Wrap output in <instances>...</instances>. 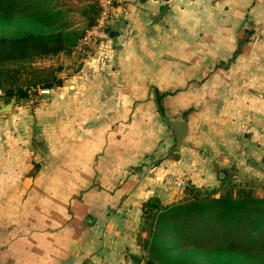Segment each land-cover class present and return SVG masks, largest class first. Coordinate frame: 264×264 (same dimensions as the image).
<instances>
[{"label":"crops","instance_id":"1","mask_svg":"<svg viewBox=\"0 0 264 264\" xmlns=\"http://www.w3.org/2000/svg\"><path fill=\"white\" fill-rule=\"evenodd\" d=\"M117 1L108 39L0 119V264H138L151 197L264 192V56L242 69L223 26L175 21L179 0Z\"/></svg>","mask_w":264,"mask_h":264},{"label":"trees","instance_id":"2","mask_svg":"<svg viewBox=\"0 0 264 264\" xmlns=\"http://www.w3.org/2000/svg\"><path fill=\"white\" fill-rule=\"evenodd\" d=\"M50 2L0 0V100L5 104L24 105L41 90L61 86L60 58H77L75 47L102 11L101 2L87 4L81 11L85 28L71 29ZM46 60L52 64L41 66ZM137 241L143 251L138 264H264V193L188 187L171 205L151 197L143 204Z\"/></svg>","mask_w":264,"mask_h":264},{"label":"rangeland","instance_id":"3","mask_svg":"<svg viewBox=\"0 0 264 264\" xmlns=\"http://www.w3.org/2000/svg\"><path fill=\"white\" fill-rule=\"evenodd\" d=\"M99 2L101 0H51L50 5L62 12V22H65L68 28L82 30L87 23L86 18L82 15V9L87 4ZM173 13L176 16L174 17L175 21L198 24L205 33H207L208 29L204 27L206 25L225 26L226 32H224L223 27H221V30L219 27L214 29L216 30V38H222L229 33L227 35L232 39V51L235 46V52L238 50L239 53L251 56L249 58L245 57V62V59H241L238 66L242 69L245 68L246 71L253 75L255 74L253 71L257 65L256 56H259V58L264 56V0H179ZM50 64H52V61L41 62V66ZM61 64L63 63L61 62ZM11 104H13L12 109L9 112L0 114V119L11 117L16 105L13 101ZM5 105L0 100V107ZM243 188L251 189L256 196H261L264 193L260 185L254 187L245 186ZM11 193L9 192V194ZM3 194L4 192H0V197Z\"/></svg>","mask_w":264,"mask_h":264},{"label":"built area","instance_id":"4","mask_svg":"<svg viewBox=\"0 0 264 264\" xmlns=\"http://www.w3.org/2000/svg\"><path fill=\"white\" fill-rule=\"evenodd\" d=\"M117 0H102V11L97 23L88 29L84 36L80 39L79 43L75 47L73 56L79 57V60L86 59L91 55V51L97 47L101 42L105 41L109 37V25L117 19L115 12L114 2ZM161 3L169 2L170 0H156ZM43 93H48L49 90H41ZM177 185L180 188H184L185 185L182 181H179Z\"/></svg>","mask_w":264,"mask_h":264},{"label":"water","instance_id":"5","mask_svg":"<svg viewBox=\"0 0 264 264\" xmlns=\"http://www.w3.org/2000/svg\"><path fill=\"white\" fill-rule=\"evenodd\" d=\"M168 7L167 4L164 5L163 9L165 10ZM13 107V104L9 103L6 104L3 107H0V114L9 112ZM166 122L169 124V126L173 129L176 140L178 143V148H181L183 139L187 135L189 131V122L186 117H176V118H165Z\"/></svg>","mask_w":264,"mask_h":264}]
</instances>
